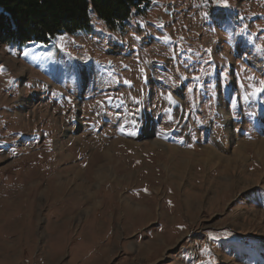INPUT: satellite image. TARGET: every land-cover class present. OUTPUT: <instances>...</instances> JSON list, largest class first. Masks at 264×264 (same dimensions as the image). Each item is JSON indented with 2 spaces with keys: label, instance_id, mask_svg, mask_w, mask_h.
Segmentation results:
<instances>
[{
  "label": "rangeland",
  "instance_id": "374dc122",
  "mask_svg": "<svg viewBox=\"0 0 264 264\" xmlns=\"http://www.w3.org/2000/svg\"><path fill=\"white\" fill-rule=\"evenodd\" d=\"M90 16L0 32V264H264V0Z\"/></svg>",
  "mask_w": 264,
  "mask_h": 264
},
{
  "label": "trees",
  "instance_id": "16d2710c",
  "mask_svg": "<svg viewBox=\"0 0 264 264\" xmlns=\"http://www.w3.org/2000/svg\"><path fill=\"white\" fill-rule=\"evenodd\" d=\"M150 4L151 0H0V32L18 44L49 42L61 33L89 30L91 8L109 29L122 31Z\"/></svg>",
  "mask_w": 264,
  "mask_h": 264
},
{
  "label": "snow or ice",
  "instance_id": "6c2138e0",
  "mask_svg": "<svg viewBox=\"0 0 264 264\" xmlns=\"http://www.w3.org/2000/svg\"><path fill=\"white\" fill-rule=\"evenodd\" d=\"M225 2H226V0H225Z\"/></svg>",
  "mask_w": 264,
  "mask_h": 264
}]
</instances>
